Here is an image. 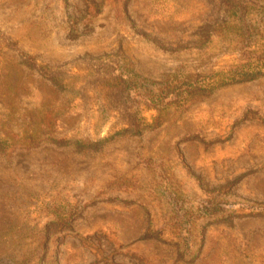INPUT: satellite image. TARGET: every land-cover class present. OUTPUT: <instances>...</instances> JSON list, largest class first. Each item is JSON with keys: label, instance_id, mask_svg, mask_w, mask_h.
<instances>
[{"label": "rangeland", "instance_id": "obj_1", "mask_svg": "<svg viewBox=\"0 0 264 264\" xmlns=\"http://www.w3.org/2000/svg\"><path fill=\"white\" fill-rule=\"evenodd\" d=\"M0 264H264V0H0Z\"/></svg>", "mask_w": 264, "mask_h": 264}, {"label": "trees", "instance_id": "obj_2", "mask_svg": "<svg viewBox=\"0 0 264 264\" xmlns=\"http://www.w3.org/2000/svg\"><path fill=\"white\" fill-rule=\"evenodd\" d=\"M226 2L228 0H225ZM232 6V4H231ZM241 72L239 74H236L234 76V73H231L230 76L228 77V82H235V81H246L249 79H253L255 78L257 75H259L261 72L259 71H245ZM187 87L183 88V92H185L186 94H188L190 99H199V98H205L207 96H209V94L212 91V87L209 86H202L201 84L198 83H194V81H192L191 83L188 82L187 84H185ZM180 91V90H179Z\"/></svg>", "mask_w": 264, "mask_h": 264}]
</instances>
